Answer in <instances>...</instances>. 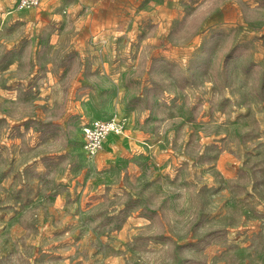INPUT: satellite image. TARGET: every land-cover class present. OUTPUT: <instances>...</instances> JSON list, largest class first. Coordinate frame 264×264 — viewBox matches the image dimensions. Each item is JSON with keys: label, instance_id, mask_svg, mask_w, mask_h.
<instances>
[{"label": "rangeland", "instance_id": "1", "mask_svg": "<svg viewBox=\"0 0 264 264\" xmlns=\"http://www.w3.org/2000/svg\"><path fill=\"white\" fill-rule=\"evenodd\" d=\"M157 8L107 47L0 0V264H264V0Z\"/></svg>", "mask_w": 264, "mask_h": 264}, {"label": "crops", "instance_id": "2", "mask_svg": "<svg viewBox=\"0 0 264 264\" xmlns=\"http://www.w3.org/2000/svg\"><path fill=\"white\" fill-rule=\"evenodd\" d=\"M5 1L10 6L13 4L15 14L26 20L29 26L51 27L54 39L59 33L76 35L83 32L87 37L91 35L96 40L107 41V47H111L115 36L129 27L133 31L136 27L154 22L158 17V3L168 0H41L39 6L25 9L17 8V0ZM156 20L160 21L161 18ZM107 47L102 51L106 57L111 56L112 52ZM108 117L107 114L104 118ZM113 137L115 140H112ZM123 142V134L111 133L96 158L109 152L108 148Z\"/></svg>", "mask_w": 264, "mask_h": 264}, {"label": "built area", "instance_id": "3", "mask_svg": "<svg viewBox=\"0 0 264 264\" xmlns=\"http://www.w3.org/2000/svg\"><path fill=\"white\" fill-rule=\"evenodd\" d=\"M41 0H17L16 6L18 9H25L29 7H37ZM123 134L124 124L120 119H93L84 128V148L90 157H96L104 148V144L111 134Z\"/></svg>", "mask_w": 264, "mask_h": 264}]
</instances>
